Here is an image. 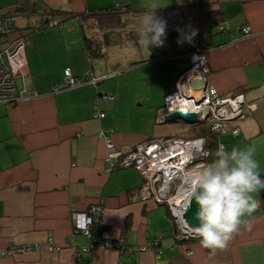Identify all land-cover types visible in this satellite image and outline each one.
Here are the masks:
<instances>
[{
  "label": "crops",
  "instance_id": "obj_1",
  "mask_svg": "<svg viewBox=\"0 0 264 264\" xmlns=\"http://www.w3.org/2000/svg\"><path fill=\"white\" fill-rule=\"evenodd\" d=\"M152 4L160 6L155 15L167 23L163 46L139 47L109 64V48L136 41L140 20ZM112 8L117 13H109ZM8 13L18 14L12 37L21 32L30 42L26 75L16 83L18 92L31 97L0 104V264H264V190L253 194L260 207L251 227H241L226 249H206L200 239L181 242L165 205L134 200L143 181L139 172H105L107 148L100 136L110 130L113 143L124 151L149 138L208 136L180 119L156 121L165 96L189 68L187 51L204 42L208 83L221 96L243 93L255 104L239 123V133H222L219 141L229 151L254 148L264 179V0H0V16ZM48 14L58 24L47 26ZM244 26L251 36H243ZM192 31L191 43H177ZM105 35L110 37L103 49L107 57L96 58L85 36ZM66 68L75 77L115 75L53 94ZM105 95L116 99L100 102L104 115L97 119L93 105ZM96 203L104 206L96 238H123L124 243L121 250L94 246L77 261L69 245L73 213ZM156 237L161 258L137 251ZM49 239L59 252L49 248ZM93 242L80 234L75 244L83 248ZM27 244L44 247L13 249Z\"/></svg>",
  "mask_w": 264,
  "mask_h": 264
},
{
  "label": "built area",
  "instance_id": "obj_2",
  "mask_svg": "<svg viewBox=\"0 0 264 264\" xmlns=\"http://www.w3.org/2000/svg\"><path fill=\"white\" fill-rule=\"evenodd\" d=\"M17 16V13L0 16V104L10 105L31 97L25 94V90L18 92L16 83L17 78L21 77L24 80L26 75V49L30 44L27 34L20 32L12 37L17 32L15 27ZM48 16L47 26L58 24L52 19V14H48ZM242 31L244 37L252 35L249 26H244ZM186 59L189 68L178 76L175 89L165 96L164 105L157 111L156 121L158 123L165 122L166 118L176 111L194 113L204 121L197 126L206 127L209 134L217 136L216 145L218 147L223 145L218 136L228 132L239 133V123L247 116L248 111L255 109V104L249 103L243 93L221 96L208 83L210 68L204 42L196 46L192 45L186 53ZM64 75V80L51 88L53 94L86 84L98 85L99 82L115 74L106 71L101 76L89 73L86 76L75 77L71 69L66 68ZM195 80H200L206 85L194 88L192 84ZM36 95L37 93L33 94V96ZM115 99V95H105L95 100L93 105L95 118L99 119L104 115L99 107L100 102ZM180 121L184 122L181 119ZM100 136L105 140L107 148L104 158L105 172L110 173L119 168H134L143 180L134 192V200H154L158 204L165 205L177 229L178 238H190L193 231L184 218L186 203L183 193L189 174L214 162L207 136L149 138L136 144L128 151L115 146L110 130L101 131ZM103 213L104 206L101 203L92 204L85 211L73 213L74 227L69 236V245L75 248L77 261H81L83 253L88 252L94 246L121 250L124 243L123 238L114 241L96 238L103 224ZM80 234L92 239L93 245L83 248L76 247L75 242ZM47 245L54 252L60 250V247L53 244L52 239H49ZM43 247L42 244H27L13 246V249L25 252L40 251ZM126 249L131 253L134 251L132 247ZM137 251H150L157 258H161L163 254L161 239L159 237L152 238L146 244L138 246ZM191 254L192 252L189 251L188 255Z\"/></svg>",
  "mask_w": 264,
  "mask_h": 264
},
{
  "label": "clouds",
  "instance_id": "obj_3",
  "mask_svg": "<svg viewBox=\"0 0 264 264\" xmlns=\"http://www.w3.org/2000/svg\"><path fill=\"white\" fill-rule=\"evenodd\" d=\"M157 7L150 5L140 20L136 43L142 49L164 44L167 23L155 15ZM195 35V31L185 34L177 43H191ZM215 156L213 163L189 174L183 193L185 212L193 200L198 205L195 217L199 226H191L194 235L202 247L213 251L226 249L241 227H251L252 215L260 207L253 194L264 190L254 148L233 147L229 151L220 145Z\"/></svg>",
  "mask_w": 264,
  "mask_h": 264
},
{
  "label": "water",
  "instance_id": "obj_4",
  "mask_svg": "<svg viewBox=\"0 0 264 264\" xmlns=\"http://www.w3.org/2000/svg\"><path fill=\"white\" fill-rule=\"evenodd\" d=\"M206 85V83H203L200 80H195L192 84V87L194 88H200L202 85ZM179 119L183 120L185 123L188 124H192L194 126L200 125L201 123H203L204 121L199 119V117L194 114V113H182L180 111H176L175 113L169 115L166 120L165 123H173V122H177ZM198 209V205L195 202V200H193L191 206L188 208V210L185 212L184 214V218L186 220V222L188 223L189 227L192 229L191 226L193 227H197L199 226V220L196 219L195 217V213ZM199 239V237L195 236L194 233L190 236V238H182L180 239L181 242H187V241H192V240H197Z\"/></svg>",
  "mask_w": 264,
  "mask_h": 264
},
{
  "label": "rangeland",
  "instance_id": "obj_5",
  "mask_svg": "<svg viewBox=\"0 0 264 264\" xmlns=\"http://www.w3.org/2000/svg\"><path fill=\"white\" fill-rule=\"evenodd\" d=\"M57 22V21H56ZM136 41H134L133 43L130 42H120V43H117L115 42V44H113L109 50H110V54L108 55V58H109V64H110V61L114 60V59H121L123 57H125L126 55L128 56L129 55V52H139V45L137 44V48L136 47ZM134 47V48H133ZM193 128L196 130L198 128H201L202 130V133H208V129L206 127H201V126H193ZM207 139L210 143L212 144H215L217 142V138H214V137H211V134L208 133V136H207ZM216 150V146L214 148Z\"/></svg>",
  "mask_w": 264,
  "mask_h": 264
},
{
  "label": "trees",
  "instance_id": "obj_6",
  "mask_svg": "<svg viewBox=\"0 0 264 264\" xmlns=\"http://www.w3.org/2000/svg\"><path fill=\"white\" fill-rule=\"evenodd\" d=\"M118 9L112 8L109 13H117ZM129 12V11H128ZM85 43H86V47L87 49L90 51L91 55L96 57V58H102L104 59L105 57H107V54L103 52V49L110 44V37L109 35H105L103 36L101 39H91L88 38L87 36H85ZM100 84V83H98ZM211 137L217 138L216 135H211ZM210 147H211V156L213 158V160H216L217 157L215 156V152L216 150L214 149L215 146L217 147L216 143L212 144L210 143ZM134 169V168H133Z\"/></svg>",
  "mask_w": 264,
  "mask_h": 264
}]
</instances>
